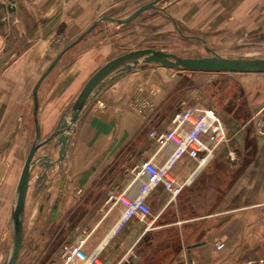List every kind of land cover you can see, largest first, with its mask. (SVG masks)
Returning <instances> with one entry per match:
<instances>
[{"label": "crops", "instance_id": "1", "mask_svg": "<svg viewBox=\"0 0 264 264\" xmlns=\"http://www.w3.org/2000/svg\"><path fill=\"white\" fill-rule=\"evenodd\" d=\"M31 3L43 5L45 1ZM89 59L88 54L74 56L51 80L40 83L37 118L43 137L52 131L95 69ZM31 69L18 61L2 72L5 77H0V243L6 238L17 183L32 142L31 133L35 132L30 108L35 74ZM177 76H172L166 66L148 64L107 77L75 121L62 161L46 169V185L41 191L47 194L54 189L51 202L45 200L48 208L57 204L55 221L69 213L79 214L72 237L66 241H74L82 228L90 230L85 248L99 245V255L107 264H142L136 247L144 241L160 243L159 237L147 235L163 230L172 237L159 249L152 264H264V142L256 144L253 156L246 159L245 178L240 179L236 173L231 186L217 201L212 199L213 207L208 209L206 198L214 192L208 189L206 170L221 163L228 165L230 149L237 155L232 162L235 167L244 158L239 129L224 119L227 133L234 132L228 135L229 142L218 146L213 157L197 165L183 155L172 166L175 181L183 184L179 194L170 198L167 190L156 186L146 197L151 215L144 220L132 216L117 226L122 205L115 201L116 195L125 191L134 196L141 188L143 177L135 176V166L147 158L160 164L171 150L170 146L159 150L152 131L170 126L178 103L168 108L164 103L175 80L183 74ZM184 104L212 108L200 100L186 99ZM53 142L41 145L39 155L50 153L56 157L58 146ZM35 166L38 172L27 189L31 197L40 192L34 183L41 166ZM27 199L26 195L25 205Z\"/></svg>", "mask_w": 264, "mask_h": 264}, {"label": "rangeland", "instance_id": "2", "mask_svg": "<svg viewBox=\"0 0 264 264\" xmlns=\"http://www.w3.org/2000/svg\"><path fill=\"white\" fill-rule=\"evenodd\" d=\"M43 1V5L33 6L31 0H15L8 9L9 1L0 0V77H5L2 72L19 61L31 66L35 74L32 80L36 81L59 50L100 17H126L150 0ZM157 6L165 11L148 8L126 23L98 21L58 59L43 80H51L74 56L88 54L96 70L106 60L142 47H155L181 56L208 55L210 48L222 55L264 57V0H160ZM168 68L172 76L178 78L179 73L183 76L175 80V87L166 97L167 108L173 102L178 103L177 110L186 99L200 100L214 108L224 121L234 123L239 129L240 142L245 146L243 162L237 167L227 159L228 165L221 163L206 170L208 189L214 192L206 198L211 209V200L219 199L221 192L237 178L236 173L240 179L245 178L246 159L253 156L256 144L264 142V72ZM30 108L32 110V105ZM232 132L228 135L232 136ZM34 134L31 133V141ZM42 151V147H38L34 156ZM35 165L30 179L38 172ZM53 190L49 193H54ZM30 193L24 205L23 239L16 264H55L62 244L72 237L75 217L79 214L69 213L64 221L62 218L50 221L47 202L49 199L51 202L53 196L46 200V192L41 188L35 197ZM39 202L47 209L39 211ZM171 235L166 230L149 233L147 237H159L160 243H139L136 250L142 256L140 262L154 263L159 249L166 246ZM11 241L9 214L6 238L0 243V264Z\"/></svg>", "mask_w": 264, "mask_h": 264}, {"label": "water", "instance_id": "3", "mask_svg": "<svg viewBox=\"0 0 264 264\" xmlns=\"http://www.w3.org/2000/svg\"><path fill=\"white\" fill-rule=\"evenodd\" d=\"M7 8L14 5V0H8ZM160 0H150L133 10L129 15L123 18H115L113 16H102L96 22L87 27L73 40L67 43L50 61L47 67L42 71L32 87V116L35 126L34 138L30 144L24 163L21 169L19 180L16 187L13 204L11 207L10 217L12 223V241L8 252L3 258L1 264H16L20 252L23 239V213L25 199L27 195L28 184L31 176V169L35 164L41 166L40 173L35 178L37 186L39 180L46 177V169L60 163L65 155L66 148L69 143L70 135L73 130V125L78 119L83 107L93 93L101 89L106 82L108 76L113 73H122L130 71L132 68L139 66L144 67L148 64H158L166 67L182 68L188 70L202 71H263L264 72V57L253 56H230L222 55L214 50L209 49L210 54L202 56H181L175 53L165 51L155 47H142L128 50L118 54L101 64L94 70L90 76L82 84L80 90L72 100L68 110L63 111L52 131L45 137H41L40 126L37 118L38 106V87L43 78L53 68L58 59L74 44L80 41L98 21L111 20L117 23H126L134 19L140 13L148 8H159L165 11L164 8L157 6ZM202 41H204L202 39ZM54 140L53 146L57 147V156L52 157L50 153H45L39 156H34L38 147L50 140ZM63 182V181H61ZM53 217L57 215V204L51 206Z\"/></svg>", "mask_w": 264, "mask_h": 264}, {"label": "built area", "instance_id": "4", "mask_svg": "<svg viewBox=\"0 0 264 264\" xmlns=\"http://www.w3.org/2000/svg\"><path fill=\"white\" fill-rule=\"evenodd\" d=\"M182 103L171 116L169 127L152 131L159 150L170 146L168 156L160 164L150 158L141 160L135 166V176L143 177L139 192L129 196L125 191H120L116 195L115 201L122 205L117 226L132 216L144 220L151 215L146 197L156 186L161 185L167 190L170 198L179 194L183 184L177 183L171 173L172 166L179 158L186 155L200 165L214 156L219 145L227 142L225 123L213 109ZM99 105L102 106V103ZM227 158L230 161L237 159L232 149L227 151ZM90 232L82 228L74 241L62 244L59 260L55 264H107L99 255V245L90 250L85 248Z\"/></svg>", "mask_w": 264, "mask_h": 264}, {"label": "flooded vegetation", "instance_id": "5", "mask_svg": "<svg viewBox=\"0 0 264 264\" xmlns=\"http://www.w3.org/2000/svg\"><path fill=\"white\" fill-rule=\"evenodd\" d=\"M46 178H47V173H46V177L43 178V180H39V182H38V183L40 184L39 186L36 187L37 184L34 183L36 189H40L42 186H45V185H46V184H45V179H46ZM33 186H34V185H33ZM49 196H50V193H47V194L45 195V199L48 200V199H49ZM51 206H52V205H51ZM51 206H50V210H51ZM45 207H46V206H44L43 204H40V206H39V211H42ZM45 209H47V208H45ZM52 216H53V212H52V210H51V212H50V214H49V217H48L50 221L54 220L55 217H56L57 215H56L55 217H53V218H52Z\"/></svg>", "mask_w": 264, "mask_h": 264}]
</instances>
